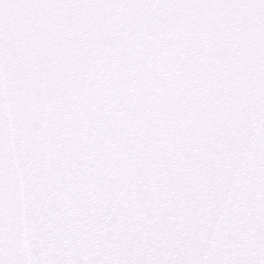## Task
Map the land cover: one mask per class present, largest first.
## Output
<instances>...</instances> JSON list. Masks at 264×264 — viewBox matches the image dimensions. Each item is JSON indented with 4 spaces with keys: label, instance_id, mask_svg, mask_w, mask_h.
<instances>
[{
    "label": "snow or ice",
    "instance_id": "1",
    "mask_svg": "<svg viewBox=\"0 0 264 264\" xmlns=\"http://www.w3.org/2000/svg\"><path fill=\"white\" fill-rule=\"evenodd\" d=\"M0 264H264V0H0Z\"/></svg>",
    "mask_w": 264,
    "mask_h": 264
}]
</instances>
